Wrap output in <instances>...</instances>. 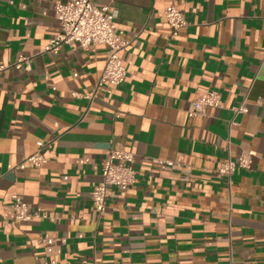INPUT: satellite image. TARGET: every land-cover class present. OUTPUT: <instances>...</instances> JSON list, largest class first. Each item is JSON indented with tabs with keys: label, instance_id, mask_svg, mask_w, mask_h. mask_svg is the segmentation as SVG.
<instances>
[{
	"label": "crops",
	"instance_id": "obj_1",
	"mask_svg": "<svg viewBox=\"0 0 264 264\" xmlns=\"http://www.w3.org/2000/svg\"><path fill=\"white\" fill-rule=\"evenodd\" d=\"M67 1L0 0V65L33 56L0 80V264H264V0H95L130 43L126 79L92 100L73 92L94 91L105 45L41 53ZM170 4L187 20L176 37ZM205 90L221 105L191 116ZM39 143L47 162L18 167ZM114 146L136 182L99 216L90 193ZM246 149L250 169L218 174ZM15 193L49 218L17 220Z\"/></svg>",
	"mask_w": 264,
	"mask_h": 264
},
{
	"label": "built area",
	"instance_id": "obj_2",
	"mask_svg": "<svg viewBox=\"0 0 264 264\" xmlns=\"http://www.w3.org/2000/svg\"><path fill=\"white\" fill-rule=\"evenodd\" d=\"M164 14L171 28V36L176 37L180 29L187 25L184 11L180 6L170 4L166 7ZM55 17L59 31L49 39L41 53H57L63 44L72 41L78 42L86 49L92 45L107 47L105 65L94 91L89 94L74 91V96L92 100L99 90L109 85H118L126 79L127 68L120 52L129 45L130 40L125 37L123 29L116 25V11L111 9V3L97 5L95 0H68L65 3L55 4ZM32 60L33 56L23 55L12 63L0 65V80L2 73L9 68L29 71ZM220 105L219 93L214 90H205L191 102L188 111L191 116H195L208 107H219ZM245 110L243 106L236 109L237 112ZM44 148L45 145L39 143L37 151L25 158L18 167L24 168L26 162H31L36 167L46 163ZM255 156L254 150H243L236 158L229 157L224 161L218 169V174L231 176L238 167L250 169ZM134 162L135 155L118 146L111 148L103 160L101 180L90 193L99 216H102L107 209L111 187H117L120 195L125 197L130 187L136 182L137 172ZM11 207L15 218L20 221L49 218L45 213L32 210L19 193L12 195ZM45 242L51 244L54 240L47 239ZM40 264H57V261L55 259L44 260Z\"/></svg>",
	"mask_w": 264,
	"mask_h": 264
}]
</instances>
